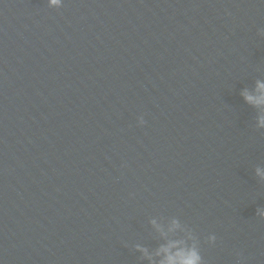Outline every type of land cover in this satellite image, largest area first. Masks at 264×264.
<instances>
[{
  "label": "water",
  "instance_id": "water-1",
  "mask_svg": "<svg viewBox=\"0 0 264 264\" xmlns=\"http://www.w3.org/2000/svg\"><path fill=\"white\" fill-rule=\"evenodd\" d=\"M257 81L264 0H0V264H264Z\"/></svg>",
  "mask_w": 264,
  "mask_h": 264
},
{
  "label": "clouds",
  "instance_id": "clouds-1",
  "mask_svg": "<svg viewBox=\"0 0 264 264\" xmlns=\"http://www.w3.org/2000/svg\"><path fill=\"white\" fill-rule=\"evenodd\" d=\"M50 3L52 5H57L60 3V0H50ZM256 90L258 95H252L245 91L243 93L244 98L248 103L257 107L264 106V82L257 81ZM139 123L141 125L145 123L143 116L139 117ZM258 127L264 128V116L259 118ZM257 174H261L259 169H257ZM173 223L174 227L179 226L175 221ZM211 239L215 240V237L213 236ZM180 243H182V241L177 240L169 242V244L166 246H161L156 255L159 256L161 253H163L165 254V258L160 260L159 264H201V256L194 246L191 248H180L175 253H172L171 249L176 248ZM137 249L143 252L149 261L152 260V257L149 255L146 248H140V246L137 245Z\"/></svg>",
  "mask_w": 264,
  "mask_h": 264
}]
</instances>
